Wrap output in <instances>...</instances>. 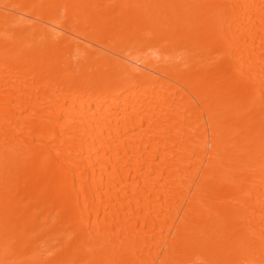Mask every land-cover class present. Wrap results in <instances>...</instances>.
Segmentation results:
<instances>
[{"label":"bare ground","instance_id":"obj_1","mask_svg":"<svg viewBox=\"0 0 264 264\" xmlns=\"http://www.w3.org/2000/svg\"><path fill=\"white\" fill-rule=\"evenodd\" d=\"M0 264H264V0H0Z\"/></svg>","mask_w":264,"mask_h":264},{"label":"rangeland","instance_id":"obj_2","mask_svg":"<svg viewBox=\"0 0 264 264\" xmlns=\"http://www.w3.org/2000/svg\"><path fill=\"white\" fill-rule=\"evenodd\" d=\"M87 45H89V44H87ZM91 45H92V47L94 46L93 48H95V47H96V48H98V49H99V47H100V49H99V50H103V51L105 50V51H106V53L108 52V54H110V55H111V54H112V55H115V53H114V52H112V51H109V50H107L106 48L102 49L103 47H101L100 45H97V44H95V45H94V44H91ZM91 45H89V46H91ZM139 45H140V44H138V47H139ZM145 45H147V44H145ZM98 46H99V47H98ZM142 46H143V45H142ZM144 47H145V46H144ZM185 52H186V55H187V54H188V51H185Z\"/></svg>","mask_w":264,"mask_h":264}]
</instances>
